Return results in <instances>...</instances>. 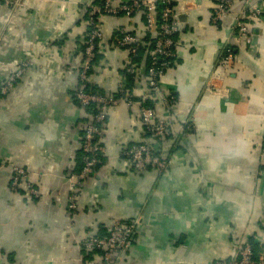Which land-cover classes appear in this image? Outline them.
<instances>
[{
    "label": "crops",
    "instance_id": "1",
    "mask_svg": "<svg viewBox=\"0 0 264 264\" xmlns=\"http://www.w3.org/2000/svg\"><path fill=\"white\" fill-rule=\"evenodd\" d=\"M16 0L0 2V65L31 60L34 65L0 96V264H97L80 241L105 236L115 221L138 220L132 247L113 264H213L247 244L264 252V19L244 18L251 43L233 33L236 0L216 23L220 0H200L187 11L176 7L180 31L176 59L159 78L173 97L168 109L150 101L169 124L159 148L163 171L136 172L123 148L146 140L139 105L107 113L101 142L105 156L75 191L80 213L70 217L69 175L79 164L81 135L91 110L73 99L76 68L87 31L85 6L99 0ZM255 1V0H252ZM102 40L89 76L91 89L107 93L124 79L126 50L115 46L121 29L143 36L130 81L144 89L148 49L142 14L98 18ZM8 25V26H7ZM58 34V36H57ZM229 67L217 61L223 49ZM4 71L0 69V81ZM216 74V79L210 77ZM212 87V88H211ZM188 124L187 130H181ZM32 172L40 199L9 190L11 167Z\"/></svg>",
    "mask_w": 264,
    "mask_h": 264
},
{
    "label": "built area",
    "instance_id": "2",
    "mask_svg": "<svg viewBox=\"0 0 264 264\" xmlns=\"http://www.w3.org/2000/svg\"><path fill=\"white\" fill-rule=\"evenodd\" d=\"M20 1L13 2L15 10L10 12L5 19L9 26L14 23L16 7L20 5ZM180 1L184 2L187 11L200 7L198 4L200 0H99L97 3H89L85 6L87 31L81 62L76 68L77 85L73 99L77 104L89 108L92 112L91 119L81 135L80 151L84 154L83 167L78 173L71 174L68 178L70 195L67 204L72 219H75L80 213L75 194L76 189L80 188L82 182L94 172L98 157L105 156L106 148L101 142L102 124L110 110L118 106L127 108L134 105L140 106L139 122L142 124L147 138L145 141L127 146L121 151V156L129 160L134 171L143 172L147 169H153L159 172L168 166L167 159L158 152H160L159 148L166 142L165 137L168 135L169 124L167 120L155 115L152 104L146 105V103L157 100L168 109L173 107V97L162 91L158 81L170 63L177 57L175 52L176 35L180 28L176 7ZM235 1L220 0L217 2L212 8L211 21L216 23L226 16L229 7ZM136 14H142L144 18V36H150L152 39L151 47L148 49L147 65L143 73L145 77L143 91L139 96L135 95L130 86V81L134 80L140 71L136 60L139 56V50L142 48V38L144 37L124 28L117 32L114 43L118 49L126 50L128 53V61L124 66L125 78L118 81L113 91L107 93L91 89L89 76L94 64L96 49L102 40L98 18L102 16L131 17ZM245 17L251 20L264 19V0H244L242 8L235 14L233 33L236 38L250 44L252 33L248 24L244 22ZM2 41L3 35H0V43ZM232 61V51L225 47L217 63L220 68L226 69ZM33 65L31 60L12 62L5 66L0 65V69L4 71L0 81V96H6L14 88L16 81ZM216 77V74L210 77L209 86L212 85L211 81ZM180 128L185 131L189 125L182 124ZM262 158L264 160V153H262ZM32 175V172L26 168L12 166L9 190L12 192L21 190L31 199L39 200L40 193L32 183ZM137 226L138 220L129 222L115 220L105 237L87 233L86 237L80 241V247L85 252L96 251L98 253L95 254L98 260L97 264H113V258L119 252H125L132 247ZM213 264H264V252L255 261L251 248L245 245L237 251L234 257Z\"/></svg>",
    "mask_w": 264,
    "mask_h": 264
},
{
    "label": "trees",
    "instance_id": "3",
    "mask_svg": "<svg viewBox=\"0 0 264 264\" xmlns=\"http://www.w3.org/2000/svg\"><path fill=\"white\" fill-rule=\"evenodd\" d=\"M145 40H146V43H149L148 45H146V48L147 49H150V47H151V41H152V39L150 38V36H146L145 37ZM140 51V50H139ZM130 86H131V84H130ZM146 105H151L150 104V102H148V103H146ZM92 111V110H91ZM158 154H159V152H158ZM157 154V155H158ZM83 158H84V154H83V152H81L80 151V153H79V164H78V166H77V170H76V172L78 173L81 169H82V167H83ZM104 157H98V159H97V161H98V163L96 164V166H95V168L97 167V165L99 164V162L101 161V159H103ZM106 236V235H105ZM105 236H98V237H105ZM247 246H249L250 248H251V250H252V253H253V258H254V260L255 261H257V259H258V256H257V254L255 253V251H254V247H253V245H251V244H247ZM91 254H93V255H95V254H98V253H96V251H93ZM100 254V253H99Z\"/></svg>",
    "mask_w": 264,
    "mask_h": 264
}]
</instances>
